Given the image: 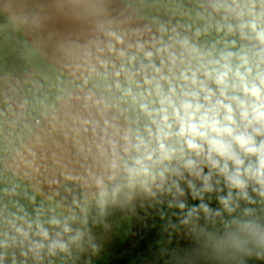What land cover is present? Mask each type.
Listing matches in <instances>:
<instances>
[{"label":"clouds","instance_id":"1","mask_svg":"<svg viewBox=\"0 0 264 264\" xmlns=\"http://www.w3.org/2000/svg\"><path fill=\"white\" fill-rule=\"evenodd\" d=\"M183 15L188 22L142 28L101 21L90 40L65 49L71 87L57 99L91 159L85 183L94 191L74 197L68 215L0 204V264H44L82 247L92 201L103 210L170 197L183 214L182 185L200 200L226 188L217 199L231 219L216 246L264 258V221L250 207L233 215L241 200L264 204V0H196ZM199 210L213 215L201 203L181 222Z\"/></svg>","mask_w":264,"mask_h":264},{"label":"crops","instance_id":"2","mask_svg":"<svg viewBox=\"0 0 264 264\" xmlns=\"http://www.w3.org/2000/svg\"><path fill=\"white\" fill-rule=\"evenodd\" d=\"M195 2L0 0V204L9 205L16 197H2L3 189L15 187L68 215L74 197L82 201L94 191L85 183L91 159L78 150L67 110L57 99L71 87L65 49L90 40L101 21L128 28H142L153 19L186 23L183 13ZM95 206L92 201L87 214ZM75 211L80 214L79 208ZM185 218L165 229L162 246L152 252L155 260L145 264H264L255 248L251 254L219 249L215 238L224 232L201 228L193 218L182 223Z\"/></svg>","mask_w":264,"mask_h":264},{"label":"rangeland","instance_id":"3","mask_svg":"<svg viewBox=\"0 0 264 264\" xmlns=\"http://www.w3.org/2000/svg\"><path fill=\"white\" fill-rule=\"evenodd\" d=\"M205 169V173H207ZM215 177L213 178L214 187H220L221 185H215ZM197 183V188L201 187L199 181ZM185 189V196L180 197L185 203L189 200H193L190 190L187 189L186 185H182ZM4 190V189H3ZM224 190H227L224 188ZM219 191L220 192H224ZM214 192V191H213ZM211 193H205L204 196H211ZM4 191L2 192V197L4 196ZM171 199L167 197L164 199L163 203ZM8 206V209L11 211H16V203L22 205L29 213H33L34 209L43 208L46 215H51L49 208L44 207L41 203L32 200L31 195L27 192L23 193L21 190L16 189V197L13 198ZM4 200H2L3 202ZM157 203L154 200L145 198L138 195L132 201L121 200L116 204H109L103 210L100 209L97 205L87 214V224L82 226L85 230V235L83 239L82 247L73 246L70 255L60 254L56 257L46 258L44 264H112L115 260L121 257L125 252L133 250L137 243L142 239V237L149 232H151L155 226V222L145 218V216L138 212L132 213H118L123 206L138 205L145 206L150 204H163ZM240 208L237 209V212L233 215L242 214V210L245 207L253 208L257 214V218L264 221V204H253L247 205L244 201H239ZM213 215L205 217V214L202 210H199L196 214V217H193L202 227L206 229H216L225 232V225L231 219L227 211L223 209V206L219 202L208 206ZM219 211L220 216H215L214 213ZM79 222L73 227L78 226ZM165 232V230H164ZM163 232V237H164ZM163 243V238L161 246ZM158 249L151 250V257L155 256ZM149 262V261H148ZM147 263V262H146ZM28 264H34L33 261L29 260Z\"/></svg>","mask_w":264,"mask_h":264},{"label":"trees","instance_id":"4","mask_svg":"<svg viewBox=\"0 0 264 264\" xmlns=\"http://www.w3.org/2000/svg\"><path fill=\"white\" fill-rule=\"evenodd\" d=\"M220 185L223 188V184L221 183ZM79 192L82 195V190L79 189ZM219 196H227V190L220 193L219 191H214L213 195L204 196L203 200H189L186 202L187 207L183 214L176 207L169 208L168 202L166 204H150L145 206L131 204L123 206L118 213H141L145 218L154 221L155 226L151 232L142 237L133 250L125 252L112 264H145L150 261L152 258L151 250L161 247L165 229L172 225L178 218L185 217L188 209H191L193 206L198 208L201 203L211 206L218 202L217 197Z\"/></svg>","mask_w":264,"mask_h":264},{"label":"built area","instance_id":"5","mask_svg":"<svg viewBox=\"0 0 264 264\" xmlns=\"http://www.w3.org/2000/svg\"><path fill=\"white\" fill-rule=\"evenodd\" d=\"M34 123L39 124L40 123V119L39 118L34 119Z\"/></svg>","mask_w":264,"mask_h":264}]
</instances>
